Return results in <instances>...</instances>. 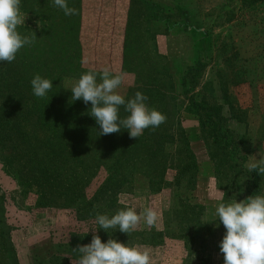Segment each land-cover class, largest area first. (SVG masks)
<instances>
[{
	"label": "rangeland",
	"instance_id": "rangeland-1",
	"mask_svg": "<svg viewBox=\"0 0 264 264\" xmlns=\"http://www.w3.org/2000/svg\"><path fill=\"white\" fill-rule=\"evenodd\" d=\"M67 4L76 14L66 16L54 0H21L25 23L17 30L36 38L11 63L0 61V264H45L73 234L93 231L94 223L77 220V205L117 174L133 182L118 192L120 203L159 213L155 225L142 220L136 228L149 236L152 264H224L216 207L247 198L245 165L264 157V0ZM197 60L208 64L204 87L188 90L183 71ZM104 68L123 74L126 101L139 91L166 121L135 139L123 127L101 136L91 103L72 99L71 89L89 70L100 82ZM37 74L53 82L43 98L33 93ZM224 82L234 105H224L231 132L224 142L234 152L204 138L188 101L223 105ZM129 114L121 106L120 117ZM186 148L196 175L183 173L178 189ZM192 205L203 207L201 216ZM188 216L208 225L188 224Z\"/></svg>",
	"mask_w": 264,
	"mask_h": 264
},
{
	"label": "clouds",
	"instance_id": "clouds-1",
	"mask_svg": "<svg viewBox=\"0 0 264 264\" xmlns=\"http://www.w3.org/2000/svg\"><path fill=\"white\" fill-rule=\"evenodd\" d=\"M55 6L62 9L66 16L76 14V9L70 8L67 0H54ZM21 0H0V61L11 63L25 45H31L35 36H22L18 26L25 23L21 12ZM124 83L123 74H115L104 68L100 74L89 70L83 74L72 87V99L91 103V116L95 118L101 129V136L119 133L121 128L129 131L131 139L139 138L144 130L159 127L167 119L159 110L150 108L146 101L148 97L141 92L126 101L118 92ZM31 85L35 96L43 98L51 90L53 82L37 74ZM127 113L121 118L120 108ZM249 172L264 174V157L245 165ZM216 215L226 229L220 243L224 264H264V195L248 196L241 201L219 203ZM159 219V213L148 207L139 213L134 207L122 208L111 217L98 214L96 222L100 229L107 231L116 228L130 235L143 220L148 226H153ZM89 244L74 248L81 257L79 264H152L151 250L144 245L119 242L109 238L107 242L94 231Z\"/></svg>",
	"mask_w": 264,
	"mask_h": 264
},
{
	"label": "trees",
	"instance_id": "trees-1",
	"mask_svg": "<svg viewBox=\"0 0 264 264\" xmlns=\"http://www.w3.org/2000/svg\"><path fill=\"white\" fill-rule=\"evenodd\" d=\"M149 5L153 11L156 9V4L150 3ZM160 19V18H159ZM168 19V18H167ZM166 21V20H165ZM208 67V64L200 62V60H197L192 65L188 66L183 71V77L181 79L182 84L181 86L187 87L188 90H197L201 87L203 89V82L202 77L205 74V71ZM187 79V80H186ZM221 92H223V98L225 100L223 105L214 104L210 105L209 101L202 98L201 101H197L193 96L188 97V101L190 102L191 110L197 114L200 117L201 122V130L204 135V138L208 141L210 140V143H212V146L217 147L218 149L228 152V149L230 147L231 151H235L237 148H231L230 146L231 142L227 141L224 142L231 134L230 129H225L224 125L227 122L226 118L223 116V109L224 105L230 106L234 108V105L230 102V96L228 93V84L226 82L220 84ZM188 94V93H187ZM186 94V95H187ZM185 152H187L188 157V163L184 170V172H180L178 175V178L174 180V185L179 189L180 185L182 183V174L185 172L192 173V179H194V175H196V169H197V163L195 156L188 151V149H185ZM236 152V155H240ZM115 173V172H114ZM117 174V173H115ZM188 176V177H190ZM264 179V174H259L256 171L249 172L248 179L246 181V196H256V195H262V185L261 182ZM132 181H129L127 178H121L119 174H117V178L115 176L109 177L106 184L103 187H100L94 196L87 200L80 201L77 205V209L75 211L77 220L79 222H87V223H94L95 229L88 233H79V234H73L70 239V243L68 246H65L62 248L61 251L56 252L53 256L48 258V261L45 264H71L72 262L79 261L81 257V253H79L74 248H77L79 245H85L89 244L92 240V237L95 233L94 231H97L100 235L102 242H107L109 238L116 239L119 242H128L130 244H140V245H147L148 242H150L149 236L146 235L144 232H137L132 231L130 235H127L126 233H122L119 231L118 226L116 228H111L105 231L104 229H100V226L96 222V216L98 214H107L109 217L115 215L117 211H119L122 208H126L124 204L119 202V193H121V190L130 184H132ZM190 184H193L194 181L191 180L189 182ZM157 184V186L155 185ZM155 184H152V187L156 186V190L161 191L162 186L165 185L164 179H159L155 182ZM166 186V185H165ZM118 193V194H117ZM129 207V206H128ZM192 209L193 212L191 211ZM195 209L202 210L200 212V216L203 212V207L201 208L198 205H192L190 207V210L193 215L195 216ZM192 218L190 220H187L188 224H195L197 226L202 225V227H205V222H201V217ZM187 218V217H186ZM185 224V222H183ZM195 235V234H193ZM152 237V236H150ZM66 256V257H65Z\"/></svg>",
	"mask_w": 264,
	"mask_h": 264
}]
</instances>
